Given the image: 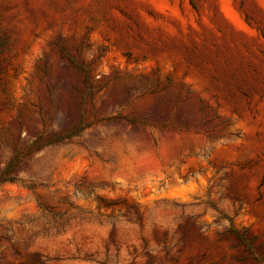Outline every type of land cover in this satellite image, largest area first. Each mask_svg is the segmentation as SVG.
Segmentation results:
<instances>
[{
	"label": "rangeland",
	"instance_id": "374dc122",
	"mask_svg": "<svg viewBox=\"0 0 264 264\" xmlns=\"http://www.w3.org/2000/svg\"><path fill=\"white\" fill-rule=\"evenodd\" d=\"M0 264H264V0H0Z\"/></svg>",
	"mask_w": 264,
	"mask_h": 264
},
{
	"label": "trees",
	"instance_id": "16d2710c",
	"mask_svg": "<svg viewBox=\"0 0 264 264\" xmlns=\"http://www.w3.org/2000/svg\"><path fill=\"white\" fill-rule=\"evenodd\" d=\"M78 67L80 69H82L83 71L88 73V71L86 70V68L84 66L79 65ZM88 80H89V76H88V74H86V76H85V84L88 83Z\"/></svg>",
	"mask_w": 264,
	"mask_h": 264
}]
</instances>
